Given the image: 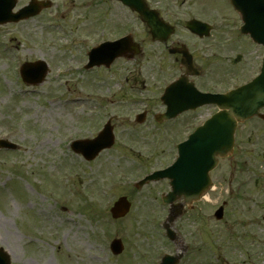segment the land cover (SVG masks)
Listing matches in <instances>:
<instances>
[{"label": "rangeland", "instance_id": "obj_1", "mask_svg": "<svg viewBox=\"0 0 264 264\" xmlns=\"http://www.w3.org/2000/svg\"><path fill=\"white\" fill-rule=\"evenodd\" d=\"M51 1L53 6L39 15L0 27V137L19 145L17 151L0 150V242L10 250L11 264H152L158 248L172 251L173 246L167 242L158 246L157 223L138 222V216L146 215L140 200L147 190L131 191L128 181L144 169L116 148L87 163L66 147L68 140L89 134L91 125L82 116L98 95H106L107 84L105 78L91 87L78 84V62L73 60L78 54H68L61 47L63 16L76 11L78 0ZM154 1L178 10L172 19L184 21L191 13L210 17L198 0ZM112 14V19L122 15L120 10ZM68 18L76 30L78 21ZM133 27L134 39H143L145 47L129 62V69L155 72L152 63L158 47L135 16ZM40 58L50 67L45 81L34 87L22 84L18 63ZM115 94L108 98L111 111L117 103ZM236 136L233 156L221 159L212 173L211 202L193 212L203 216L202 227L197 223L194 237L185 238L193 247L185 264H264V127L252 120L239 127ZM121 194L133 200L131 218L113 222L108 207ZM224 200V216L216 220L213 213ZM115 236L124 243L117 258L108 249Z\"/></svg>", "mask_w": 264, "mask_h": 264}, {"label": "flooded vegetation", "instance_id": "obj_2", "mask_svg": "<svg viewBox=\"0 0 264 264\" xmlns=\"http://www.w3.org/2000/svg\"><path fill=\"white\" fill-rule=\"evenodd\" d=\"M145 1L149 7L158 10L163 20L174 27V31L163 40L150 41L158 47L152 63L156 68L155 72L141 73L139 69L135 71L129 69V62L136 58L132 56L133 11L118 0H78L76 11L68 14L72 19L75 18L73 22L78 21L76 30L68 24V16L62 15L65 18L63 40L74 42L64 45V48L68 51L74 49L78 53V60L81 63L80 73H91L95 77L105 78L108 85L115 86V91L120 95L134 90L142 93L143 103L119 101L114 105V113L105 118L104 121L110 125L113 140L108 150L116 148L122 157L136 160L139 167L143 165L154 169L156 166L168 165L171 162L168 159L173 154L169 152L171 145L184 140L188 133L194 130L201 120L210 116L215 108L212 104L199 106L195 104V107L191 108L190 102L196 101V96L193 95L196 90L193 87L202 92L222 93L230 86L236 87L249 81L259 71L261 46L254 45L248 41V37H244V42L237 45L243 51L240 54L235 44H229L227 28L229 22L232 23L234 20L229 21L228 18V0H198L202 12L209 14L210 17L205 18L197 13H191L189 19L195 17L209 24L207 36H200L188 30L186 27L188 19L184 21L172 19V16L178 14V10H172V5L154 0ZM179 1L174 0V3ZM117 10L122 13L121 17L115 14L112 19V12ZM236 21L240 22L238 16ZM79 22L87 26L84 28ZM143 27L150 39L148 27L145 24ZM230 38L235 40L233 37ZM239 38L241 39V36ZM239 38L237 37L236 40L238 41ZM117 40L120 42L113 51L115 56L109 65L95 64L87 67L92 48L99 46L102 41ZM143 41V39L138 41L141 47L139 55L144 52ZM105 89L109 88L106 86ZM111 106L102 105L105 109H110ZM167 110L180 111V113L174 118L163 121L155 119L157 113H164ZM97 112L98 110L93 108L86 110L85 115L82 116L83 122H93L97 127L103 121V115ZM104 121L97 132L103 127ZM150 188L155 190H149ZM146 190L144 199L140 200L141 212L146 215L143 218L138 216V222L160 220L162 224L172 208L171 212L175 216L171 227L175 236L169 241L174 247V251L170 253H181L177 264H185L187 260H191L193 251L192 245L186 242L185 238L194 237L197 223L200 228L202 227L199 220L203 216L195 215L193 212L200 204H209L211 200L205 198L188 202L183 197H179L166 203L161 196L169 190L167 179L148 185ZM129 218L131 216H125L118 218L117 221ZM12 226L16 229L14 221Z\"/></svg>", "mask_w": 264, "mask_h": 264}, {"label": "water", "instance_id": "obj_3", "mask_svg": "<svg viewBox=\"0 0 264 264\" xmlns=\"http://www.w3.org/2000/svg\"><path fill=\"white\" fill-rule=\"evenodd\" d=\"M8 1V0H6ZM133 9L137 10L142 18L150 25L151 33L156 38L157 28L159 24L157 19L152 15L149 10L146 9L142 0H127ZM14 4L9 5L8 9ZM49 3L32 0L28 6L21 9L14 17H26L37 13L42 7H46ZM9 11V10H8ZM6 20V12L0 8V21ZM252 31V30H250ZM253 34V33H252ZM44 65L42 63L25 64L22 68V75L25 80L30 78L34 81L41 80L44 75ZM228 104L223 113H219L207 123V129L205 134L206 124L198 129L200 138H195L191 141L188 140L179 146V158L168 169L160 172L158 176H171L174 177L173 191H187L194 186L193 178L207 175L208 171L216 165L215 155H226L231 151L232 146V133L235 128L237 120L246 118L256 112L258 106L264 102V69L260 76L252 83L243 86L233 92H230ZM211 132V134H209ZM2 144V142H1ZM107 144V143H105ZM103 144L102 146H104ZM101 146V145H99ZM99 147L93 150V153L97 151ZM94 156V155H93ZM156 175L149 176L148 179L153 178ZM185 182V183H184ZM181 183H184L183 185ZM124 198H120L112 209L113 216L123 215L127 209L128 204L123 201ZM220 210L216 212V215L220 216ZM117 252V249L114 248ZM8 264V258L4 252L0 250V262Z\"/></svg>", "mask_w": 264, "mask_h": 264}]
</instances>
